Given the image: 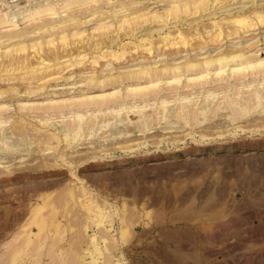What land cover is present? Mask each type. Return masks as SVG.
<instances>
[{
    "label": "rangeland",
    "instance_id": "rangeland-1",
    "mask_svg": "<svg viewBox=\"0 0 264 264\" xmlns=\"http://www.w3.org/2000/svg\"><path fill=\"white\" fill-rule=\"evenodd\" d=\"M263 109L264 0H0V264H264Z\"/></svg>",
    "mask_w": 264,
    "mask_h": 264
},
{
    "label": "bare ground",
    "instance_id": "bare-ground-1",
    "mask_svg": "<svg viewBox=\"0 0 264 264\" xmlns=\"http://www.w3.org/2000/svg\"><path fill=\"white\" fill-rule=\"evenodd\" d=\"M259 102V101H258ZM259 104H261V103H259ZM258 107V106H257ZM264 110V109H263ZM35 209V208H34ZM42 210V209H41ZM40 210V211H41ZM40 211H39V209H36L34 212H33V216H37L39 213H40ZM117 211H119V210H117ZM119 213V212H118ZM121 214V213H120ZM117 215H119V214H117ZM120 216V215H119ZM31 217V216H30ZM109 217V216H108ZM21 218H22V216H21ZM27 219V218H26ZM120 219V218H119ZM5 222V221H4ZM45 222V221H44ZM76 223V222H75ZM23 224V223H22ZM124 224V223H123ZM8 226V225H7ZM42 226H43V222H42ZM9 227V226H8ZM128 227V226H127ZM40 228V227H39ZM27 229V228H26ZM126 231V230H125ZM23 232V231H22ZM28 232V231H27ZM121 233V232H120ZM25 235V234H24ZM30 235V234H29ZM122 235H124L123 233H122ZM22 236V235H21ZM18 236H16V238H17ZM28 238H29V236H28ZM27 238V239H28ZM14 239H15V237H14ZM13 239V240H14ZM18 239H19V237H18ZM18 239H17V241H18ZM36 239V238H35ZM23 243V242H22ZM56 243V242H55ZM29 244V243H28ZM31 245V244H30ZM29 245V246H30ZM42 246V245H41ZM11 252V251H10ZM9 253V252H8ZM15 257V256H14ZM13 257V258H14ZM14 259H16V258H14Z\"/></svg>",
    "mask_w": 264,
    "mask_h": 264
}]
</instances>
